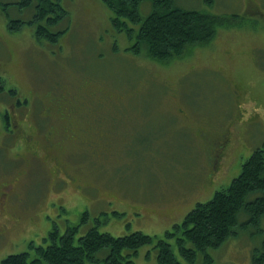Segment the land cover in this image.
<instances>
[{"label":"rangeland","instance_id":"1","mask_svg":"<svg viewBox=\"0 0 264 264\" xmlns=\"http://www.w3.org/2000/svg\"><path fill=\"white\" fill-rule=\"evenodd\" d=\"M13 1L0 0L6 87L16 86L21 96L63 94L69 113L58 118L67 132L54 137L55 160L24 152L0 135V190L4 182L13 189L0 219L1 227L2 219L8 225L0 236V264L7 254L27 250L29 241L43 242L54 226L63 232L79 224L85 232L95 224L80 223L85 210L108 211L99 227L113 235L139 230L166 237L199 201L228 186L263 145L264 0H175L229 23L219 25L210 42L162 60L128 49L135 39L114 29L103 0H62L70 16L54 45L39 40L31 24L8 30L9 15L31 16ZM149 11L146 2L142 12ZM74 131L77 136L68 137ZM218 140L231 145L222 153ZM39 142L32 147L39 150ZM55 161L91 188L58 180ZM239 227L209 249L214 264H252L264 225ZM169 241L181 264H190L176 238ZM202 258L199 252L197 262ZM135 264H160L154 246H143Z\"/></svg>","mask_w":264,"mask_h":264},{"label":"trees","instance_id":"2","mask_svg":"<svg viewBox=\"0 0 264 264\" xmlns=\"http://www.w3.org/2000/svg\"><path fill=\"white\" fill-rule=\"evenodd\" d=\"M103 2L112 12L110 21L114 29L126 32L131 41L135 39L128 49L134 53L144 49L159 60L181 56L192 45L210 42L218 26L229 23L228 17L185 8L175 0ZM146 2L150 4V11L144 15L142 5ZM11 4L29 9L31 16L24 20L9 15L7 28L10 32L31 24L39 40L53 45L60 41L64 28L66 31L64 23L70 16L62 0H17ZM6 86L0 74L1 94H5ZM100 212L99 215L89 210L82 213L80 223H95L85 232H79V224L70 225L63 232L54 226L43 237V242L27 241V250L7 254L1 264H135L139 250L146 245L154 246L160 264H181L169 241L171 237L176 238L181 255L190 264H214L210 248H218L237 235L239 226L251 225L260 230L264 225V143L253 150L239 175L228 186L216 190L211 199L199 201L180 223L167 231L166 237L139 230L113 235L100 229L109 213ZM199 252L203 253V258L197 262ZM252 264H264V237L253 251Z\"/></svg>","mask_w":264,"mask_h":264},{"label":"flooded vegetation","instance_id":"3","mask_svg":"<svg viewBox=\"0 0 264 264\" xmlns=\"http://www.w3.org/2000/svg\"><path fill=\"white\" fill-rule=\"evenodd\" d=\"M4 92L5 94L7 93L6 95L9 98V101L7 104H4V101L0 99V135L2 137L8 136V138H13L18 149L24 150V152H29L36 157L39 155L41 156V154L44 155L46 159L51 158L55 160V157H59L55 153L56 144L54 137L57 136L58 133H63L67 130V126H64L62 129L58 126V118H60L61 113L65 111L66 113L67 111L69 113V108L66 107L67 100L63 97L64 95H51L47 93V96H41L36 92H29L21 96L18 95V89L13 85ZM5 94H1L0 97H4ZM73 135L76 137L77 133L75 131L71 132L68 134V137H73ZM40 139H43L44 141V146L42 147ZM38 142L39 150L32 147L33 145L35 147ZM217 143L221 145L222 153L231 145V143L223 144V142H219V140ZM55 163L57 164L55 168L56 173L59 174L58 180L70 185H75L76 183V186L80 191L91 188L90 185L78 183V178L71 174L64 167V164H59L58 161H55ZM1 189L0 219L4 217L2 212L6 208L11 207L13 197L11 184L4 182L2 183ZM12 215H14V213H12ZM4 220L5 219L1 220L2 227L0 226V236L7 231L8 225L6 220ZM30 239L32 238H28V241Z\"/></svg>","mask_w":264,"mask_h":264}]
</instances>
